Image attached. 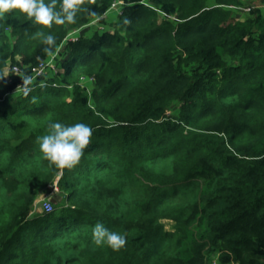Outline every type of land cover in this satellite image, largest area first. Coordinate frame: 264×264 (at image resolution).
<instances>
[{
  "label": "trees",
  "instance_id": "obj_1",
  "mask_svg": "<svg viewBox=\"0 0 264 264\" xmlns=\"http://www.w3.org/2000/svg\"><path fill=\"white\" fill-rule=\"evenodd\" d=\"M83 3L44 28L50 54L0 18V264H264V0ZM56 120L93 129L71 169L39 149ZM98 221L126 245L96 244Z\"/></svg>",
  "mask_w": 264,
  "mask_h": 264
},
{
  "label": "clouds",
  "instance_id": "obj_2",
  "mask_svg": "<svg viewBox=\"0 0 264 264\" xmlns=\"http://www.w3.org/2000/svg\"><path fill=\"white\" fill-rule=\"evenodd\" d=\"M0 0V18L7 15L24 14L36 25V35L42 38L46 47L42 52L50 54L56 45V36L52 32L44 33V28L55 25L74 24L77 12L83 10L91 15L95 11L88 8L83 0ZM128 23L127 20L124 21ZM31 76L25 74L22 88L25 95L32 89ZM93 134L92 126L84 122L63 123L52 121L48 130L39 139V149L50 166L56 169H71L81 159L85 148L89 145ZM92 236L96 244H107L112 250L119 251L127 243L124 234L110 230L102 222H96L92 229Z\"/></svg>",
  "mask_w": 264,
  "mask_h": 264
},
{
  "label": "rangeland",
  "instance_id": "obj_3",
  "mask_svg": "<svg viewBox=\"0 0 264 264\" xmlns=\"http://www.w3.org/2000/svg\"><path fill=\"white\" fill-rule=\"evenodd\" d=\"M255 5H253L254 6V8H262L263 9V13H264V6H262V5H260V4H257V3H254ZM115 8H116V5H115ZM250 7H234V11L236 12L235 13V17L237 18V19H245L246 17H247V14H248V12H249V9ZM120 12V10H119V8H116V9H113V10H110L109 12H108V14H107V25H106V28H108L109 27V24L112 22V21H115L116 20V17H117V14ZM93 26H92V28H91V30L93 31L94 29H102L104 26L102 25V26H100V24L98 23V20H95L93 23ZM105 28V27H104ZM44 195L45 194H42V197L40 198V199H38L37 200V204H36V209L38 210L39 208H41L40 207V205H41V203H42V201L44 202V201H46V200H48L47 198H48V196H45L44 197ZM164 222V224H165V226H166V229H171L172 227H173V224H174V222L173 221H171V220H164L163 221ZM214 264H215V262H214Z\"/></svg>",
  "mask_w": 264,
  "mask_h": 264
},
{
  "label": "built area",
  "instance_id": "obj_4",
  "mask_svg": "<svg viewBox=\"0 0 264 264\" xmlns=\"http://www.w3.org/2000/svg\"><path fill=\"white\" fill-rule=\"evenodd\" d=\"M48 66H52L54 67L53 65H51L50 62H46V63H41L39 67L35 68V72L36 74L40 75L42 73H44L45 69L48 67ZM16 70H18V68H15ZM58 189V188H56ZM43 208L46 212H51L53 211V204L51 201H45L44 204H43Z\"/></svg>",
  "mask_w": 264,
  "mask_h": 264
},
{
  "label": "water",
  "instance_id": "obj_5",
  "mask_svg": "<svg viewBox=\"0 0 264 264\" xmlns=\"http://www.w3.org/2000/svg\"><path fill=\"white\" fill-rule=\"evenodd\" d=\"M52 202L56 205L60 204L62 202V197L60 195H56L52 197Z\"/></svg>",
  "mask_w": 264,
  "mask_h": 264
}]
</instances>
